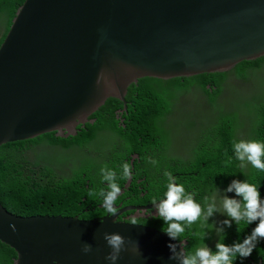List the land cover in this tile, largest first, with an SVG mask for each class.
Listing matches in <instances>:
<instances>
[{
	"label": "water",
	"instance_id": "obj_1",
	"mask_svg": "<svg viewBox=\"0 0 264 264\" xmlns=\"http://www.w3.org/2000/svg\"><path fill=\"white\" fill-rule=\"evenodd\" d=\"M263 55L264 0H25L0 43V148L49 132L75 136L108 99L122 113L141 79L228 73ZM105 232L132 241L115 264H178L168 247L178 241L151 225L108 213L24 216L0 202L13 264H110Z\"/></svg>",
	"mask_w": 264,
	"mask_h": 264
},
{
	"label": "trees",
	"instance_id": "obj_2",
	"mask_svg": "<svg viewBox=\"0 0 264 264\" xmlns=\"http://www.w3.org/2000/svg\"><path fill=\"white\" fill-rule=\"evenodd\" d=\"M24 1L0 0V43L10 28L17 8ZM263 65L264 57H261L256 61L243 62L228 73L201 74L167 81L141 79L138 84L128 87L126 95L128 111L137 122L136 126L133 125L138 129L136 139H131L130 134L120 131L125 129V125L116 123L119 119L116 109L121 107L120 101L108 99L91 116V119H96L95 124L87 123L84 128L79 126L81 131L75 136L65 138L49 132L35 138L3 144L0 148V202L18 215L75 216L81 212L75 209V205L82 200V196H88L93 187L103 186L100 169L104 166L112 170L117 168L116 161L124 154V151L119 154L117 150H124L130 145V149L140 153L148 152L154 144L159 147L163 140L172 144L167 122L170 124L175 121L174 114L182 116L181 121L186 129H192L191 133L182 136L184 141L190 142L191 148L185 161L175 156L169 160L176 166L180 163L181 169L189 172L187 185L193 190L198 203L203 206L206 196L210 197L217 188L224 189L233 179H245L255 184L264 198V171H259L250 164L246 168H240L233 151L234 140L243 138L264 142V103L241 98L235 104L234 96L228 98L227 95L233 89V85L228 83L233 81L235 85L238 82L236 86L242 87ZM262 86L264 87L263 81ZM258 94L257 98L260 97ZM195 97L198 98L194 99ZM100 134L108 137L105 142L111 141L109 148L99 151L94 159L77 166L70 175H63L60 171L57 173L50 165L42 163L36 157L31 158L28 154L36 149L38 142L53 143L65 149L87 147ZM139 137L145 138L143 149L142 142L138 141ZM88 178L90 182H87ZM122 182L121 178L117 180L118 184ZM88 201L96 205L101 200L88 196ZM104 212L103 209L91 212L92 214L81 212L80 218H90ZM153 225L162 230L165 226L164 221L158 217H155ZM205 231L207 236L204 243L215 251V245L211 241L216 238V244L220 237L210 218L205 227H201V222L198 221L186 228L182 239L187 238L188 250L203 243ZM248 234L250 233L244 222L238 226L233 222L231 227L225 226L224 242H242ZM222 235L220 234L221 237ZM263 248L264 243L259 245L252 257L256 264L262 261L260 253ZM16 257V252L0 241V264H13ZM233 264H251V261L237 257Z\"/></svg>",
	"mask_w": 264,
	"mask_h": 264
},
{
	"label": "clouds",
	"instance_id": "obj_3",
	"mask_svg": "<svg viewBox=\"0 0 264 264\" xmlns=\"http://www.w3.org/2000/svg\"><path fill=\"white\" fill-rule=\"evenodd\" d=\"M263 69L264 65L258 71ZM233 151L236 160L239 161L240 168H246L250 164L253 168L264 171V142L243 138L238 141L234 140ZM148 159L152 164L158 163L150 157ZM122 169L120 178L131 179L130 165L124 163ZM100 172L102 181L107 184L106 188L102 187L98 191L90 190L88 195L99 198L102 207L107 210L109 215H116L118 210L115 205L121 194V187L117 183V173L107 166L102 167ZM164 176L167 177L166 191L162 198H154L151 202L155 212L152 210L137 212L131 218L130 224L140 225L136 219V216L139 215L155 216L162 219L165 225L163 230L153 227L166 232L171 240L178 241V244L169 243V259L178 261V264H233L237 257L243 260L250 256L253 249L256 248L257 242L264 239V198L261 197L259 187L255 184L245 179H233L226 189L217 188V191L210 197L206 196L202 206L195 200L193 193L186 191L183 184L177 183V178L172 172L165 170ZM227 193H235V196L230 197ZM217 212L224 214L227 218L220 223V226H215V231L220 237L215 244V251L204 243V238L207 236L206 231L203 235V243L188 250L185 239H182L186 228H190L198 221L201 222V227H205L209 218ZM233 222L237 226L241 222L246 225L255 223L256 226L250 234L244 237L242 242L234 241L232 244H226L224 242L225 226L231 227ZM9 226L15 230L14 224ZM220 234H223L222 237ZM103 238L111 249L105 257L110 264H115L120 253L126 250V243H132L131 240L126 242V238L118 232H105ZM138 250L139 244L135 242L133 251ZM82 251L91 252L92 245L84 243Z\"/></svg>",
	"mask_w": 264,
	"mask_h": 264
},
{
	"label": "flooded vegetation",
	"instance_id": "obj_4",
	"mask_svg": "<svg viewBox=\"0 0 264 264\" xmlns=\"http://www.w3.org/2000/svg\"><path fill=\"white\" fill-rule=\"evenodd\" d=\"M252 76L256 77V80L259 82V80L264 77V69L255 72L254 74H252ZM228 85L230 86L233 85V81L228 83ZM259 96H261V94H259ZM197 98L198 97H195L194 99ZM222 98H223L222 101H224L225 97L223 96ZM259 98H258L259 103H264L261 102ZM124 100H125L126 110L123 111L122 113L117 114L119 119L117 120L116 123L118 124L121 123L125 125V129H121V130L119 129V130L121 132L124 131L125 133L130 134L131 139H136L135 137L138 134V129L133 127V125L136 126L137 122L135 118L131 117V112L128 111L126 96ZM120 103H121V107L117 108L116 111L123 110L124 104L122 102ZM80 131L81 130L79 129L78 133ZM104 137L107 136L105 134H100L99 137H97L96 141L88 144L87 147H76L73 149H65L53 143L38 142L36 143V149L29 151L28 154L31 156V158L36 157L37 159L41 160L42 163L50 165L57 173H59L60 171L61 174L63 175H70L73 173L74 169L77 166L85 162H88L90 159H94V157L99 153V151H104L107 148H109L111 141L105 142ZM170 140L172 143L171 145H169L166 141L163 140L162 144L159 145V147L158 145L154 144L148 150V152L142 151L139 153L135 149H130V145H128V147L125 148L124 150L122 149L117 150L119 154H121L124 151L123 156L117 159L116 161L117 168L114 169V171H116L117 173V180L120 179V176L123 171L122 165L124 163H128L130 165L132 176L131 179L129 180L123 179L122 184H119L121 187V194L117 199L115 205V207L118 210L116 213V221H123L126 223H130L131 218L137 212H144L145 210L148 212H150L151 210L155 212V209L153 208L151 202L154 198L156 199L162 198L164 191H166L167 177L164 176L165 170L172 172V174L177 178V183L183 184L186 191L193 193V190L187 185L189 172L182 170L180 163L176 166L175 163L170 162L169 160V158L172 156L179 158L181 161H185L187 159L186 157L181 156L179 154L181 149L175 151V142L172 137L170 138ZM116 141L118 142L119 139H116ZM138 141L142 142V149H143L145 138L139 137ZM152 141L155 142L154 139H152ZM149 157L153 160H156L158 163L156 164L150 163L148 159ZM84 176L86 175L84 174ZM87 182H90L89 178L87 179ZM126 183L127 186H125ZM106 186H107L106 182H103L102 187L106 188ZM87 187H89L88 184ZM102 187L97 186L91 188L90 190L98 191ZM88 196L87 195L82 196L81 198L82 200L77 202V204L75 205V209L87 214H92L91 212H95L96 210H102V209L105 212L103 214L95 215L93 217L84 218V219L98 218L108 213L107 210L102 207L101 201L96 202V205H94L93 204L94 202L88 201ZM95 200H100V199L95 197ZM81 212H78L76 215L80 217V215H82ZM136 219L139 224H148V225L152 224L151 226H154L153 221L155 219V216L147 217L146 215L143 216L139 215L136 216ZM158 219L160 220V218ZM255 226H256L255 223L247 225L249 233H251V230ZM184 239L188 243L187 238ZM262 243H264V239H261L257 242L256 248H254L251 255L247 257L251 261V264H256V262L252 260V257L254 254H256L259 245H261ZM211 244L213 246L215 245L214 243ZM260 259L262 260L260 261V264L264 263V248L260 253Z\"/></svg>",
	"mask_w": 264,
	"mask_h": 264
},
{
	"label": "rangeland",
	"instance_id": "obj_5",
	"mask_svg": "<svg viewBox=\"0 0 264 264\" xmlns=\"http://www.w3.org/2000/svg\"><path fill=\"white\" fill-rule=\"evenodd\" d=\"M262 81L264 82V79H260L258 82L256 80V77L252 76L249 78V80H247V82H245V84L242 87L236 86L238 84V82H236L235 85L233 84V89L229 92L228 98H232L234 96L235 104L241 98L251 99V101L253 100V101L257 102L258 98H257L256 94L259 93V94H261V96L259 98L260 101L264 102V88L261 87ZM181 117L182 116L174 114L173 119L175 121H173L170 124H169V122H167V124L171 130L170 132H172L170 136L173 138V140L175 142V151L178 149H181L179 154L181 156L186 157L187 152L191 147H190V142L184 141L182 136L185 133H191L192 129L190 127L188 129H186L184 123L181 121V119H182ZM104 138L107 139L108 137H104ZM226 188L227 187H225L224 189H226ZM224 189H220V190H224ZM227 195H229L231 197V196H235V193H227ZM226 218L227 217L224 214L217 212L216 214H214L213 217L210 218V221H211V224H213L215 227V226H220V223ZM215 241H216V238L211 242L215 243Z\"/></svg>",
	"mask_w": 264,
	"mask_h": 264
}]
</instances>
